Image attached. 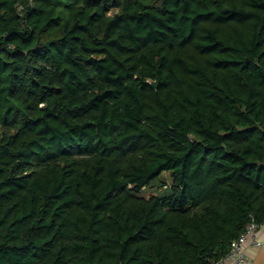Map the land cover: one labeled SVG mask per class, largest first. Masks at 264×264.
Returning a JSON list of instances; mask_svg holds the SVG:
<instances>
[{
    "label": "trees",
    "instance_id": "16d2710c",
    "mask_svg": "<svg viewBox=\"0 0 264 264\" xmlns=\"http://www.w3.org/2000/svg\"><path fill=\"white\" fill-rule=\"evenodd\" d=\"M251 221L264 0H0V264H216Z\"/></svg>",
    "mask_w": 264,
    "mask_h": 264
},
{
    "label": "built area",
    "instance_id": "2783aa9c",
    "mask_svg": "<svg viewBox=\"0 0 264 264\" xmlns=\"http://www.w3.org/2000/svg\"><path fill=\"white\" fill-rule=\"evenodd\" d=\"M258 227L259 225L256 222H249L244 231L232 240L229 252L219 259L216 264H245L247 262L245 250L248 247V241L250 246H259L261 244L257 237Z\"/></svg>",
    "mask_w": 264,
    "mask_h": 264
},
{
    "label": "crops",
    "instance_id": "0c3cea01",
    "mask_svg": "<svg viewBox=\"0 0 264 264\" xmlns=\"http://www.w3.org/2000/svg\"><path fill=\"white\" fill-rule=\"evenodd\" d=\"M257 237L261 241L259 246H250L248 241V247L245 250V255L247 257V262L245 264H264V224L258 227Z\"/></svg>",
    "mask_w": 264,
    "mask_h": 264
},
{
    "label": "rangeland",
    "instance_id": "374dc122",
    "mask_svg": "<svg viewBox=\"0 0 264 264\" xmlns=\"http://www.w3.org/2000/svg\"><path fill=\"white\" fill-rule=\"evenodd\" d=\"M150 192H153V190L151 191H149V190H147V191H145L144 193H145V195H148Z\"/></svg>",
    "mask_w": 264,
    "mask_h": 264
}]
</instances>
